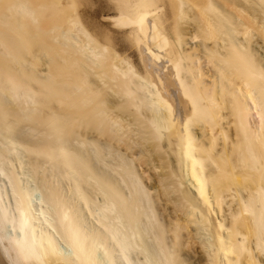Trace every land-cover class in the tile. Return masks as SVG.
Listing matches in <instances>:
<instances>
[{"label":"bare ground","instance_id":"6f19581e","mask_svg":"<svg viewBox=\"0 0 264 264\" xmlns=\"http://www.w3.org/2000/svg\"><path fill=\"white\" fill-rule=\"evenodd\" d=\"M0 264H264V0H0Z\"/></svg>","mask_w":264,"mask_h":264},{"label":"rangeland","instance_id":"374dc122","mask_svg":"<svg viewBox=\"0 0 264 264\" xmlns=\"http://www.w3.org/2000/svg\"><path fill=\"white\" fill-rule=\"evenodd\" d=\"M100 19H103V18L101 17ZM113 28L114 27L112 25H110V30H108V31H110L112 33L113 31H115V30H113ZM148 159H149V162L152 163L153 166H156V165L159 166L160 160H159V158H158V156L156 154L150 156ZM161 172L160 173L158 172L159 174L156 173V175L158 174V177L155 175L156 176V179H157L156 180L157 181L156 183L159 184V182H160V185H161V179L163 178V175H162L163 173H161ZM157 184H155V185H157ZM160 185H159V187H161ZM164 191L166 192L167 190L164 188Z\"/></svg>","mask_w":264,"mask_h":264}]
</instances>
